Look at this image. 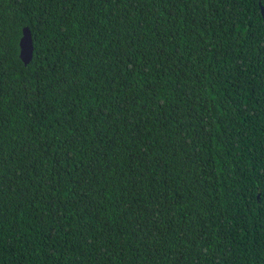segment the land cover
Returning a JSON list of instances; mask_svg holds the SVG:
<instances>
[{
    "label": "trees",
    "instance_id": "obj_1",
    "mask_svg": "<svg viewBox=\"0 0 264 264\" xmlns=\"http://www.w3.org/2000/svg\"><path fill=\"white\" fill-rule=\"evenodd\" d=\"M262 8L0 0V264H264Z\"/></svg>",
    "mask_w": 264,
    "mask_h": 264
},
{
    "label": "water",
    "instance_id": "obj_2",
    "mask_svg": "<svg viewBox=\"0 0 264 264\" xmlns=\"http://www.w3.org/2000/svg\"><path fill=\"white\" fill-rule=\"evenodd\" d=\"M262 11L264 12L263 8ZM19 48V57L25 64L29 63L34 54V42L31 29L28 25H25L22 28V36L20 37ZM258 199H260V195L258 196Z\"/></svg>",
    "mask_w": 264,
    "mask_h": 264
}]
</instances>
